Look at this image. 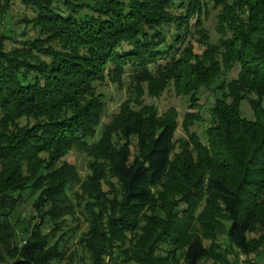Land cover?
<instances>
[{"label":"trees","instance_id":"trees-1","mask_svg":"<svg viewBox=\"0 0 264 264\" xmlns=\"http://www.w3.org/2000/svg\"><path fill=\"white\" fill-rule=\"evenodd\" d=\"M12 1L0 0V264L261 258L264 0H20L33 16L18 33ZM211 8L218 42L195 54ZM215 52L239 69L215 87L205 143L191 134L175 153L176 114L151 104H122L98 130L99 85L126 78L156 95L172 81L192 101L221 73ZM74 148L91 159L84 180L63 159ZM77 211L87 227L70 248L77 230L62 229Z\"/></svg>","mask_w":264,"mask_h":264},{"label":"rangeland","instance_id":"rangeland-1","mask_svg":"<svg viewBox=\"0 0 264 264\" xmlns=\"http://www.w3.org/2000/svg\"><path fill=\"white\" fill-rule=\"evenodd\" d=\"M9 10V26L15 31L21 32V29L27 27L24 26V22H20V18L25 16L27 18H31L33 16V10L30 7H26L20 0H14L11 3ZM219 8H215L214 10L211 8L207 15L204 17V28L207 33V40L196 38L197 35L191 37L192 41V50L191 52L201 54L204 49L210 47L211 45H215L218 42V37L220 36L217 23L218 18L217 14L219 13ZM19 21V22H17ZM7 23L3 21L0 24V30H2V24ZM215 60L218 61L219 65L221 64V56L220 52H215L214 54ZM221 73L218 75L216 82L209 89H199L198 98L194 100H190L188 95L180 94L175 91L174 83L172 81L166 83L161 86V89L157 91L156 95H153L149 92V87L146 83H132L126 78H123L119 83L106 82V84L99 85L97 87V91L103 95L105 105L103 114L101 116L100 125L98 126V130L101 125L109 122L115 114L119 111L120 105L127 104L131 109H138L142 105H153L156 107L157 112L159 114H163L165 112L173 111L176 114L178 125L174 129V134L171 143H173V150L175 153H178L180 150V143L186 142L187 145H191L189 142L192 138V135L198 137L199 141L205 143L206 141V127L209 125L210 120V108L213 105L215 97L219 94L216 90V85L222 82H227L231 78L235 77V74L238 72V65L234 64L231 67L224 69L223 65L221 66ZM264 100V99H263ZM193 103V105H190ZM240 110L242 116L247 118H253V114L250 105L246 99L241 100L240 102ZM200 120L196 117L199 115ZM185 117V119H184ZM185 120V122L183 121ZM21 121L20 123H22ZM96 138V137H95ZM94 138V139H95ZM135 141V140H133ZM90 157L86 154V152L72 149L65 156L64 160L73 164L77 171L81 180L86 179L88 175L91 174V170H89V163L91 162ZM30 205L29 202L24 204L20 209V217H27L29 212ZM31 212V211H30ZM68 226H64L62 232H68L69 228L77 230V233L72 236V238H68L67 245L70 248L75 247V240L78 238L82 231H85L87 224L85 216L81 211H77L70 218L67 217ZM64 224V225H66ZM19 236L18 239H20ZM20 243L21 239L18 240ZM264 248V247H263ZM264 252V249H263ZM247 259H249V263L251 264L253 259L256 261L264 262V253L263 256L254 257L253 255H246Z\"/></svg>","mask_w":264,"mask_h":264},{"label":"built area","instance_id":"built-area-1","mask_svg":"<svg viewBox=\"0 0 264 264\" xmlns=\"http://www.w3.org/2000/svg\"><path fill=\"white\" fill-rule=\"evenodd\" d=\"M237 256L238 257H237V260H236V264H250V263L247 262V257L244 256L243 253H239ZM251 264H264V262L261 261V260H259V261H254L253 260Z\"/></svg>","mask_w":264,"mask_h":264}]
</instances>
